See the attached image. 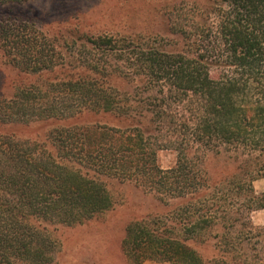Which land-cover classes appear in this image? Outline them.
Wrapping results in <instances>:
<instances>
[{
	"label": "trees",
	"instance_id": "1",
	"mask_svg": "<svg viewBox=\"0 0 264 264\" xmlns=\"http://www.w3.org/2000/svg\"><path fill=\"white\" fill-rule=\"evenodd\" d=\"M205 1L195 25L179 28L177 52L137 36L82 34V51L66 60L60 47L31 32L32 23L0 19V51L11 66L33 75L68 72L51 82L54 95L43 112L42 89H16L8 110L0 108V123L65 120L85 111L136 122L54 129L55 154L0 135V264H53L57 243L49 228L82 225L113 207L103 178L134 182L163 202L183 200L165 216L126 226L121 251L128 264H264V227L234 220L233 206L213 203L211 191L201 190L204 175L187 158L194 148L242 152L247 179L216 185L232 187L248 211L264 209V193L252 187L264 179V0ZM111 80L138 85L143 100ZM179 116L184 132L166 142L176 163L162 170L151 137ZM210 240L217 253L204 261L193 244Z\"/></svg>",
	"mask_w": 264,
	"mask_h": 264
},
{
	"label": "rangeland",
	"instance_id": "2",
	"mask_svg": "<svg viewBox=\"0 0 264 264\" xmlns=\"http://www.w3.org/2000/svg\"><path fill=\"white\" fill-rule=\"evenodd\" d=\"M205 0H28L20 4L0 6V19L7 22L21 20L32 23L31 32L42 33L49 44L60 47L66 60L82 51L79 37L100 34L137 36L142 43L160 50L177 52L181 49L178 30L182 26H194L200 15V7ZM30 29V28H29ZM72 37L78 39L72 42ZM67 71L41 75L28 74L11 66L0 51V108L3 111L11 106L8 102L16 89L35 86L42 89L40 94L41 111H45L54 93L50 87L54 79H62ZM119 84V90L129 91L133 97L142 101L145 94L138 85ZM142 97H141V93ZM7 102V103H6ZM9 104V106H8ZM151 137V144L159 148L156 164L162 170L175 166L176 154L166 142H173L174 135L183 134L182 117ZM136 124L132 121L118 122L114 117L85 111L78 116L65 120L36 119L29 123H0V135H8L18 141H28L42 147L46 152L55 154L51 133L57 128L91 125L126 127ZM173 138V139H172ZM180 140V139H179ZM180 143V141H178ZM194 171L202 172L206 183L201 190L211 191L212 202L218 206L228 203L232 207L230 216L245 224L249 221L254 229L264 227V209L248 211L244 201L233 198L232 187L216 184L230 180L232 176L246 178V168H241L245 156L242 152L196 150L188 155ZM243 166V165H242ZM249 172V171H248ZM246 174V175H244ZM112 197L113 207L92 220L77 226H56L49 228L50 236L57 243L53 264H128L121 251V241L126 226L145 218L162 217L182 205L183 200L163 202L148 188L140 187L131 181L103 178ZM217 186V187H215ZM253 191L264 193V179L252 182ZM234 194V193H233ZM226 201V202H225ZM213 236V235H212ZM216 240L207 244H193L204 261L213 258L217 251ZM261 260V255H254ZM143 264H169L146 261Z\"/></svg>",
	"mask_w": 264,
	"mask_h": 264
}]
</instances>
